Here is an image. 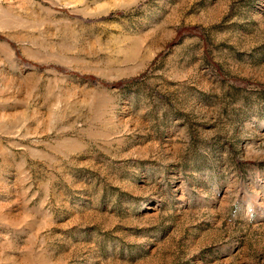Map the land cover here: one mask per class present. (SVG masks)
I'll use <instances>...</instances> for the list:
<instances>
[{
    "label": "rangeland",
    "instance_id": "rangeland-1",
    "mask_svg": "<svg viewBox=\"0 0 264 264\" xmlns=\"http://www.w3.org/2000/svg\"><path fill=\"white\" fill-rule=\"evenodd\" d=\"M0 264H264V0H0Z\"/></svg>",
    "mask_w": 264,
    "mask_h": 264
}]
</instances>
